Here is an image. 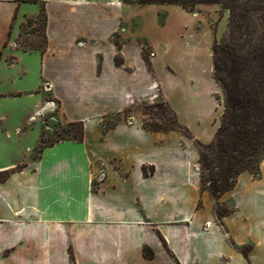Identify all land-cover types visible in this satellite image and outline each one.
I'll return each instance as SVG.
<instances>
[{"label": "crops", "instance_id": "0c3cea01", "mask_svg": "<svg viewBox=\"0 0 264 264\" xmlns=\"http://www.w3.org/2000/svg\"><path fill=\"white\" fill-rule=\"evenodd\" d=\"M40 1L46 49L26 51L40 4L0 0V264H264V160L219 200L201 185L194 140H214L225 108L215 12ZM154 93L192 137L148 131L136 110L107 124ZM53 100L83 137L34 158Z\"/></svg>", "mask_w": 264, "mask_h": 264}, {"label": "trees", "instance_id": "16d2710c", "mask_svg": "<svg viewBox=\"0 0 264 264\" xmlns=\"http://www.w3.org/2000/svg\"><path fill=\"white\" fill-rule=\"evenodd\" d=\"M20 2H30L40 4V16L44 19V37L45 45L41 51L46 49L45 28L47 16L44 4L40 0H18ZM125 3L135 4H178L188 12H194L200 4H220V0H123ZM23 28V27H22ZM26 51H30L25 49ZM219 49L213 46V54H217ZM219 54V53H218ZM144 59L151 68L149 54L144 50ZM259 76V75H257ZM254 75L252 78H241L238 70L231 68H222L219 61L214 60V77L217 83L222 87L225 94V112L222 117L214 140L205 144L194 140L200 152V175L201 185L204 191L219 200L221 196L233 189L236 185L238 176L250 171L259 176L260 165L264 160V108L258 107L262 95L257 92L258 86L264 85V78ZM170 112L174 116V127L158 128L156 124H150L144 120L143 126L151 132H170L180 131L192 137L188 128L178 122L176 114L172 111L165 101ZM82 132L78 141L82 140L83 127L80 123ZM224 211L218 217L227 214ZM149 255V252H146Z\"/></svg>", "mask_w": 264, "mask_h": 264}, {"label": "rangeland", "instance_id": "374dc122", "mask_svg": "<svg viewBox=\"0 0 264 264\" xmlns=\"http://www.w3.org/2000/svg\"><path fill=\"white\" fill-rule=\"evenodd\" d=\"M220 2V4H200L195 8V11L201 8L200 10H203L206 15H210L212 12L216 14L211 25L217 32L214 45L218 47L219 54L217 53L215 56L213 54L214 60L217 58L222 68L238 70L241 78L245 80L254 75L264 78V0H220ZM43 19L42 16L38 15L24 21L23 34L18 41L20 47L28 50H40L44 47ZM144 50L150 57V48L146 46ZM220 88L224 102L225 94L221 86ZM256 88L257 92L262 95L258 104V107L262 109L264 108V85ZM54 103L57 108L56 111L46 115L42 120L40 140L34 151V158L39 157L44 147L62 140H77L81 136V126L65 123L59 116L58 102L54 101ZM135 110L139 112L143 122L146 120L150 124L158 125V128L175 126L174 116L160 93L154 100L137 101L121 117L110 116L107 124L110 126L123 117L128 119L132 116V111ZM184 135L189 137L187 134ZM4 177L5 175H0V179ZM229 209L230 207L226 205H219L216 213L219 215L224 211H229Z\"/></svg>", "mask_w": 264, "mask_h": 264}, {"label": "built area", "instance_id": "2783aa9c", "mask_svg": "<svg viewBox=\"0 0 264 264\" xmlns=\"http://www.w3.org/2000/svg\"><path fill=\"white\" fill-rule=\"evenodd\" d=\"M152 89L155 90V91L157 92V91H158V85H157V84H154L153 87H152ZM157 97H158V94H157V93H154V94L151 96L150 100H154V99H156Z\"/></svg>", "mask_w": 264, "mask_h": 264}]
</instances>
